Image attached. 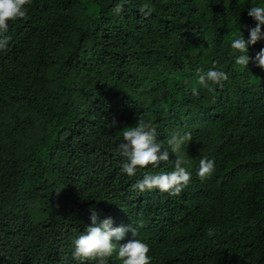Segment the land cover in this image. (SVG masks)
Listing matches in <instances>:
<instances>
[{
	"label": "trees",
	"instance_id": "16d2710c",
	"mask_svg": "<svg viewBox=\"0 0 264 264\" xmlns=\"http://www.w3.org/2000/svg\"><path fill=\"white\" fill-rule=\"evenodd\" d=\"M258 2L27 0L0 48V264H95L70 248L90 208L134 227L150 264H264V70L229 48ZM212 67L227 78L201 90L196 70ZM138 118L162 148L191 137L128 177L116 146ZM177 156L191 172L179 194L130 187ZM201 157L215 165L203 180Z\"/></svg>",
	"mask_w": 264,
	"mask_h": 264
},
{
	"label": "clouds",
	"instance_id": "9594fccd",
	"mask_svg": "<svg viewBox=\"0 0 264 264\" xmlns=\"http://www.w3.org/2000/svg\"><path fill=\"white\" fill-rule=\"evenodd\" d=\"M26 3L27 0H0V48H4L9 39L6 35L9 21L26 15ZM144 7L141 11L144 15H148L151 9L144 11ZM121 8L122 4L118 2L114 5L113 12L119 14ZM246 14L255 21V24L252 27L245 26L247 27L246 38L239 28L236 29V34L229 40L232 60L234 65L246 68L251 61L255 66L264 70V47H261L251 57L248 55L247 48L258 40H264V31H261V25H264V0L250 4ZM196 71L198 75L195 85H198L201 90H210V83L219 85L227 78L224 71L215 67L205 71H200V69ZM191 93L198 95L196 86L191 88ZM120 134L121 139L116 146L118 154L122 157L119 171L128 177L134 176L145 166L156 168L160 162H167L169 151L175 153L191 137V133L187 131L174 132L166 140L168 147L162 148L157 140L155 127L141 118H138L133 125L121 128ZM214 167V161L211 158L201 157L196 168L197 177L203 180L211 174ZM190 176L191 172L183 166L180 157L177 156L172 162L171 170L145 171L142 177L136 179L130 187L141 193L155 189L169 192V194H179L182 188L189 183ZM89 220L90 223L84 226L83 231L71 239V256L74 260L91 261L94 259L95 264H107V258L115 254L120 264H150L152 257L148 254L149 248L142 240L135 238L134 227L131 225L113 226L111 216L100 219L94 208H90ZM126 231L131 232V238L123 243H117L124 238Z\"/></svg>",
	"mask_w": 264,
	"mask_h": 264
}]
</instances>
